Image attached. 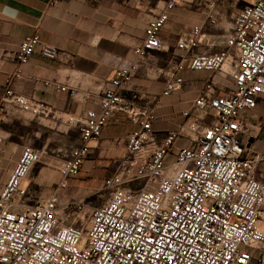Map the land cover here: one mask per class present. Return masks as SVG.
Segmentation results:
<instances>
[{"label": "built area", "instance_id": "1", "mask_svg": "<svg viewBox=\"0 0 264 264\" xmlns=\"http://www.w3.org/2000/svg\"><path fill=\"white\" fill-rule=\"evenodd\" d=\"M228 1L199 3L206 23L177 41L184 54L163 70L162 97L181 91L178 74L184 70L220 73L231 78L233 87L219 94L212 81L207 83L181 113L177 127L156 143V116L136 105L141 94L130 86L142 63L164 48L160 33L170 11L195 2L166 0L134 49L135 60L119 67L102 92L100 111L64 118L68 129L79 131L80 145L57 165L61 181L47 198L22 185L42 159L40 151L24 147L0 187V264H264L263 256L254 258L247 251L264 249V179L257 174L264 153L246 156L248 118L264 98V0H247L226 22L219 52H197L215 46L205 27L222 23L219 7ZM36 51L49 60L60 56L35 34L21 41L16 63H28ZM20 78L17 71L4 85L0 122L12 106L36 119L62 118L45 102L16 93L13 84ZM115 112L138 129L128 135L126 155L115 173L104 179L109 198L97 207L80 200L62 203L59 191L79 175L92 155L91 141L100 138ZM4 140L0 129V149ZM179 140L189 145L178 148Z\"/></svg>", "mask_w": 264, "mask_h": 264}, {"label": "crops", "instance_id": "2", "mask_svg": "<svg viewBox=\"0 0 264 264\" xmlns=\"http://www.w3.org/2000/svg\"><path fill=\"white\" fill-rule=\"evenodd\" d=\"M205 1L195 0L170 11L169 21L160 33L164 48L153 51L132 80L131 90L141 94L136 105L152 109L156 116L152 129L157 144L182 121L181 113L189 108L207 83L212 81L219 94L233 87L231 78L220 73L184 70L178 74L183 79L181 91L162 97L163 70L173 58L184 54L177 49L179 38L194 26L205 25L206 16L199 6ZM165 3L166 0H0V103L7 79L20 71L22 78L13 84L15 92L45 102L62 117L36 119L13 106L8 108L0 122L5 138L0 149V187L15 169L24 147H32L35 141L44 142L41 149L32 147L41 152L43 161L37 167L36 176L29 180L30 186L42 198L58 189L61 176L57 165L68 157L72 148L80 145L79 131L68 129L64 118L67 114L83 117L89 110L100 111L102 92L119 67L135 60L134 49L144 41L147 24L161 13ZM241 3L242 0L239 3L229 0L219 7L222 23L214 28L205 27L215 46L208 49L201 46L198 53L220 51L222 27L243 7L239 6ZM35 34L43 43L56 48L59 58L49 60L36 51L28 63L18 65L15 54L21 41ZM56 83L67 90H56L52 86ZM136 129L138 126L125 114L115 112L100 138L91 141L92 155L84 161L79 175L69 178L67 188L71 179L82 174L109 171L105 178L114 174L126 155L128 135ZM43 132L51 136L44 137ZM247 133L252 143H248L246 156L264 153V98L249 115ZM188 145L186 140L177 141L178 148ZM46 149L50 151L49 158L44 156ZM257 174L264 179V162L259 164ZM67 188L59 191L62 203L69 201H63L62 195ZM260 228L264 231V217ZM247 251L254 258L264 257V249Z\"/></svg>", "mask_w": 264, "mask_h": 264}, {"label": "rangeland", "instance_id": "3", "mask_svg": "<svg viewBox=\"0 0 264 264\" xmlns=\"http://www.w3.org/2000/svg\"><path fill=\"white\" fill-rule=\"evenodd\" d=\"M245 4H247V0H242V3L239 6H244ZM33 128L40 130V127L38 126H35V127L33 126ZM42 131L44 130L42 129ZM42 134L44 137L51 136L49 132H43ZM74 136L76 137V135ZM72 137L73 135H71L68 141H70ZM43 144L44 142H35V141H32L31 143L32 147H35L37 149H41ZM46 152L47 154L46 155L44 154V156L49 158L50 151L46 149ZM43 159L45 160V158ZM41 161L43 160L41 159ZM38 166H40L39 163L31 170L28 176V179H25L23 181L22 183L23 187L30 186L29 180L33 178L34 176H36L37 171H38L37 170ZM109 174H110L109 171L108 172H104V171L95 172V173H90V174H82L78 178L71 179L67 190L62 194L64 197L63 201L80 200L85 205H89L91 207H97V206L102 205L109 198V191L105 189V186H104V178L108 176Z\"/></svg>", "mask_w": 264, "mask_h": 264}, {"label": "water", "instance_id": "4", "mask_svg": "<svg viewBox=\"0 0 264 264\" xmlns=\"http://www.w3.org/2000/svg\"><path fill=\"white\" fill-rule=\"evenodd\" d=\"M249 143H252V140H250Z\"/></svg>", "mask_w": 264, "mask_h": 264}]
</instances>
